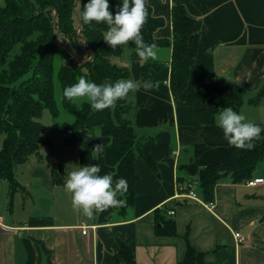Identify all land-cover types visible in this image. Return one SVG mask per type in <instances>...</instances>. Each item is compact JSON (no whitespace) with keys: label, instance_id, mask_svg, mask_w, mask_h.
<instances>
[{"label":"crops","instance_id":"obj_1","mask_svg":"<svg viewBox=\"0 0 264 264\" xmlns=\"http://www.w3.org/2000/svg\"><path fill=\"white\" fill-rule=\"evenodd\" d=\"M146 1L154 15L165 19V24L155 31L157 38L173 39L175 4L184 5L199 21L200 44L185 94L200 92L217 74L245 88L242 106H247V100L264 86V0ZM171 52V47L157 48L156 60L164 64L151 67L150 74L158 82H170ZM121 63L130 68L132 80H140L143 62L132 57V49L128 61ZM129 97L136 105L130 118L139 128V135L150 137L149 145L157 161L155 171L142 158L135 160L139 180L132 212L127 218H118L114 208H109L98 215L94 213L91 219L78 212L62 216L64 211L57 212L55 206L53 212H36L33 192L37 196L42 191L64 200L65 194L59 188H65L66 179L62 184L55 183L52 163L56 161L49 163L30 156L22 170L25 183L17 178L25 187L20 191L28 194L24 214L1 216L0 264H118L120 241L132 247L137 264H183L188 243L205 253L208 264H264V183L249 186L226 178L216 185L215 206L208 209L187 197L188 180H179V162L195 161L200 166L222 163L230 151L222 130L216 124L203 125L196 113L208 106V98L199 97L190 105L181 95L160 88L141 89ZM248 119L260 122L255 115ZM98 142L105 146L109 138L99 136ZM195 144H206L208 148L195 154ZM99 165L100 175L114 171L105 163L104 154ZM254 177L264 178V174L256 171ZM30 198L35 210H29ZM164 217L175 220L177 234L157 232L158 219ZM236 232L245 240H237Z\"/></svg>","mask_w":264,"mask_h":264},{"label":"trees","instance_id":"obj_2","mask_svg":"<svg viewBox=\"0 0 264 264\" xmlns=\"http://www.w3.org/2000/svg\"><path fill=\"white\" fill-rule=\"evenodd\" d=\"M88 2L6 0V5L0 6V133L4 134L0 150V181L5 179L9 184L10 205L16 192L25 189L16 177V167L33 155L42 161V148L47 146L49 149L51 146L46 126L36 121V118L44 108L57 113L54 87L56 55H60L64 61L58 74L63 90L76 83L81 76L97 84L131 79L130 68L113 60L121 56L123 47L113 49L103 40L108 26L96 22L85 25L80 20L79 14ZM146 2L149 15L142 36L149 45L171 47V77L169 84L158 82L152 77L150 68L164 64L155 59L141 64L140 80L158 82L160 89L175 96L181 95L190 105H194L199 97L208 98V106L196 110L203 125H215V117L225 107H231L239 113L245 102L246 90L238 83L226 86L228 79L225 76L213 74L200 92L185 94L200 44L199 21L188 13L184 5L175 4L172 8L173 39L157 38L155 31L165 24V19L154 15L152 6ZM109 4L110 11L115 14L118 7L122 6V0H109ZM80 40L85 42L90 54L88 59L78 63L70 47L79 45ZM16 44H20V49L6 67ZM130 44L132 57L140 60L134 43ZM129 95L118 100L113 109L111 107L102 111L92 109L86 102L80 109L73 110L76 117L74 123H65L60 127L66 134L67 143L81 144V166L98 164L92 157L96 146L92 132L98 128L102 136L109 138L103 153L105 163L117 172L116 178H124L128 183V191L122 197L126 199V205L116 208L118 218H127L136 205V183L139 180L136 158H142L157 171V161L149 145L150 137L139 135L130 118L136 105ZM263 97L264 86L248 101L258 104ZM70 104L71 101L64 97V105L68 107ZM253 123L264 129V123ZM254 144L251 150L231 146L222 163L206 165L203 170L195 161L179 162V180L183 182L185 178L196 181L202 199L214 200L215 187L222 180L227 178L234 183H246L254 178L257 166L264 160V131L261 139L254 141ZM207 148L206 144H195L193 151L199 154ZM52 165L55 183H64L63 164L53 162ZM159 209H156V213ZM156 230L159 234L175 235L176 222L172 218L158 219ZM116 259L118 264H137L132 247L124 241H120V252ZM183 264L208 263L205 253L188 243Z\"/></svg>","mask_w":264,"mask_h":264},{"label":"clouds","instance_id":"obj_3","mask_svg":"<svg viewBox=\"0 0 264 264\" xmlns=\"http://www.w3.org/2000/svg\"><path fill=\"white\" fill-rule=\"evenodd\" d=\"M149 12L146 0H122L115 14L110 11L109 0H89L83 6L79 18L83 24L105 23L108 27L103 40L113 49L134 43L137 56L142 62L157 58V46L147 44L142 29L147 22ZM159 83L151 80L119 79L115 82L97 84L81 76L78 81L63 90V96L69 101L84 100L96 111L114 107L118 100L130 93L143 89H158ZM215 124L223 132L224 139L237 149L251 150L254 141L261 139L264 129L249 121L243 113H237L231 107H225L216 117ZM99 137V136H97ZM104 144L94 146V159L104 153ZM206 167L200 166V170ZM100 165L79 166L68 173L65 190L71 194L74 211L91 219L109 208L126 205L122 199L128 191L124 178H116L117 172L100 175ZM197 177H193L196 179Z\"/></svg>","mask_w":264,"mask_h":264},{"label":"rangeland","instance_id":"obj_4","mask_svg":"<svg viewBox=\"0 0 264 264\" xmlns=\"http://www.w3.org/2000/svg\"><path fill=\"white\" fill-rule=\"evenodd\" d=\"M6 0H0V6H5ZM123 53L120 57H115L113 60L119 64H122L121 62H126L130 58V49L131 44L123 45ZM20 49V44H16L12 53L8 57V61L5 64V66H9L10 61L14 57L16 53H18ZM71 52L73 53V56L76 60V62L80 63L88 59V55L90 54L89 48L86 46L85 42L83 40H80L79 45L74 46L71 45L70 47ZM64 63L62 57L60 55H56L55 61H54V87H55V100H56V108L57 113H53L49 108H44L40 114L36 118V121H38L41 124H44L46 126L47 134L51 139V146L49 148L50 154L44 155V158L46 162L52 163L51 161H56L59 163H62L64 166V178L67 180L68 173L75 168L79 167V153L81 150V144L79 142H74L72 144H69L65 141V132H63L60 127L65 124H71L74 123L76 120L75 114L73 110H78L82 107L86 101L84 100H77V101H71L70 106L66 107L64 105V96H63V87L59 80V70ZM254 96V95H253ZM247 100V99H246ZM248 105L242 106L241 113H243L247 119L251 116H258V120L260 123H264V97L258 104H249V101L247 100ZM114 107H112L113 109ZM249 120V119H248ZM137 132L139 133V128L136 127ZM96 145H99L97 136H102L100 133V130L96 128L93 132ZM141 133V132H140ZM139 133V134H140ZM4 139V134L0 133V150L2 148ZM97 163L100 162V157L97 160ZM26 166L25 164H20L16 167L15 172L17 178L22 183H25L26 177L23 175L22 170ZM256 171H260L264 174V160L257 166ZM36 188V186H34ZM60 191H63V194H65V199L60 200L58 196L56 197L53 195H49L47 193H36L33 192L34 197L37 199V209L38 210H45L47 212H53L54 206L56 207L57 212L64 211V214H61L62 216H74V213L76 211L72 208L71 203V194L68 193L65 188L61 187L59 188ZM26 195H28L26 192L19 191L15 197L14 202L12 206L10 205L9 200V187L8 183L5 179L1 180L0 184V215L1 216H17L20 217L24 214V200L26 198ZM54 198V200H53ZM34 200L32 198L29 199V210H35L36 206L33 203ZM114 215L118 217V210L114 208ZM14 213V214H13Z\"/></svg>","mask_w":264,"mask_h":264},{"label":"built area","instance_id":"obj_5","mask_svg":"<svg viewBox=\"0 0 264 264\" xmlns=\"http://www.w3.org/2000/svg\"><path fill=\"white\" fill-rule=\"evenodd\" d=\"M246 183L249 186H257V185H259L261 183H264V178L263 177H254V178L248 180ZM180 188H181V185H180ZM186 188H187V193H186L187 197L201 202L208 209H213L214 208V206H215V201L214 200L205 201V200L202 199V197L200 196V194L197 191V182L196 181H188L187 184H186ZM174 212H175L174 210L170 211L171 214H174ZM1 219H2V217L0 215V221H1ZM83 232L84 233L87 232V228L86 227L84 228ZM235 237L239 241L245 240V236L243 234H241L240 232H236L235 233Z\"/></svg>","mask_w":264,"mask_h":264},{"label":"water","instance_id":"obj_6","mask_svg":"<svg viewBox=\"0 0 264 264\" xmlns=\"http://www.w3.org/2000/svg\"><path fill=\"white\" fill-rule=\"evenodd\" d=\"M233 84H234V80L233 79H228L227 82L225 83V85L228 86V87H231ZM41 153L43 155H45V154L49 155L50 151H49L48 147L45 146V147L42 148Z\"/></svg>","mask_w":264,"mask_h":264}]
</instances>
